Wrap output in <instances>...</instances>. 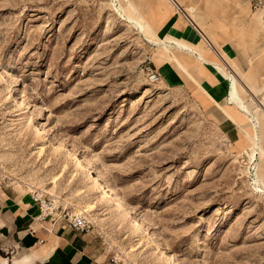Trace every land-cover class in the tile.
Masks as SVG:
<instances>
[{"label":"rangeland","instance_id":"obj_1","mask_svg":"<svg viewBox=\"0 0 264 264\" xmlns=\"http://www.w3.org/2000/svg\"><path fill=\"white\" fill-rule=\"evenodd\" d=\"M252 4L240 39L264 87V0ZM131 12L124 0H0V185L83 213L113 264H264V91L244 76L260 133L235 151L195 83L149 80L155 38Z\"/></svg>","mask_w":264,"mask_h":264},{"label":"crops","instance_id":"obj_2","mask_svg":"<svg viewBox=\"0 0 264 264\" xmlns=\"http://www.w3.org/2000/svg\"><path fill=\"white\" fill-rule=\"evenodd\" d=\"M124 1L139 29L155 38L151 67L169 85L195 83L199 103L220 116L232 148L248 149L259 137L260 124L257 110L256 117L245 110L252 94L244 76L264 91L256 78L260 63L245 50L247 39H240L241 25L253 24V11L249 18L244 15L249 0H212L222 5L216 19L211 0ZM0 264L113 263L92 230H76L62 218H42L31 195L0 185Z\"/></svg>","mask_w":264,"mask_h":264},{"label":"built area","instance_id":"obj_3","mask_svg":"<svg viewBox=\"0 0 264 264\" xmlns=\"http://www.w3.org/2000/svg\"><path fill=\"white\" fill-rule=\"evenodd\" d=\"M261 6H263V0H253L252 7L259 8ZM148 78L150 81H157L159 79V74L151 66L148 67ZM32 199L35 202H37V204L39 205L42 218L47 216L55 217V218H66L65 220L67 224L76 230L85 231V232L91 230V222L86 216L82 214H77V215L69 214L68 212L64 213L62 216L60 214L56 215V212H54V210H57L58 208L57 207L52 208L51 202L48 203L47 199L44 197L42 200L37 192H34L32 194ZM43 203L48 204V207L45 209L46 212H44Z\"/></svg>","mask_w":264,"mask_h":264},{"label":"bare ground","instance_id":"obj_4","mask_svg":"<svg viewBox=\"0 0 264 264\" xmlns=\"http://www.w3.org/2000/svg\"><path fill=\"white\" fill-rule=\"evenodd\" d=\"M261 106H262V105H261ZM261 106H260V107H261ZM262 107H263V110H264V106H262ZM41 133H44V130H42ZM58 142H59L60 145L63 144L62 141H58ZM257 144H258V143H257ZM65 150H66L67 153L71 156L70 158H72V159L75 160V161L78 160L77 157H76V155H75V153H74L72 150H70L69 148H65ZM68 154H67V155H68ZM82 168H83L84 171H86V172L90 175V177H91L92 180H95L96 183L99 184V189H100L101 191H103L102 193H104L108 199H110V202H111V204H112L113 206H115L117 209L123 210L124 213H125L126 215H128V216H133V215H134L133 210H132L129 206H127V205L123 202L122 198H121L118 194H116V193L113 191V189L107 184V182H106V180H105V178H104L103 175H101L100 177H97V176L95 177V176H93V174H92V170H91V167H90L89 163H85V162H84V163L82 164ZM36 192L38 193V195H39V196L41 197V199L43 200L44 194H43L42 192H40V191H36ZM47 207H48V204H47V203H43V209H44V212H46L45 209H46ZM51 207H52V208H56L57 206L54 204V207H53V202H52ZM72 214H75V215H77V214H82V215H84L83 213H76V212H74V213H72ZM84 216H85V215H84ZM134 219H135V225H140V223L138 222V220H137L136 218H134ZM171 257H172V256H171Z\"/></svg>","mask_w":264,"mask_h":264}]
</instances>
